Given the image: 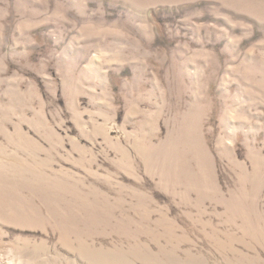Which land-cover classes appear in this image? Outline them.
I'll list each match as a JSON object with an SVG mask.
<instances>
[{"label": "rangeland", "instance_id": "rangeland-1", "mask_svg": "<svg viewBox=\"0 0 264 264\" xmlns=\"http://www.w3.org/2000/svg\"><path fill=\"white\" fill-rule=\"evenodd\" d=\"M0 264H264V0H0Z\"/></svg>", "mask_w": 264, "mask_h": 264}]
</instances>
